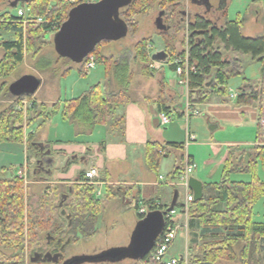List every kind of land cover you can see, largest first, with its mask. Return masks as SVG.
I'll use <instances>...</instances> for the list:
<instances>
[{
  "label": "trees",
  "instance_id": "1",
  "mask_svg": "<svg viewBox=\"0 0 264 264\" xmlns=\"http://www.w3.org/2000/svg\"><path fill=\"white\" fill-rule=\"evenodd\" d=\"M9 1L11 6L14 0ZM80 1L69 0H18L25 10L23 16L9 11L0 14V34L9 33L12 38H1L0 49V78L9 75L19 65L26 52L36 53L43 44V36L51 31H57L66 19L71 7ZM185 0H131L119 11V18L127 26H134L135 16L147 12L157 5L159 15L164 17L165 30L161 35L165 39L164 52L171 61L176 57L187 55L188 64L194 66L189 71L187 82L188 109L193 111L196 104L208 101L212 96H219L222 100L230 97L229 79L242 75L243 70L237 58L231 53L248 55L250 60L257 61L263 67V78L260 82L242 77V84L237 89L235 103L238 105H263L264 85V34L244 36L242 27L244 19L238 16L233 20L225 19L217 25L202 14L195 13L189 17L184 15L182 4ZM37 17H44V21L37 22ZM186 17V18H185ZM177 20L174 21V19ZM160 19V17H159ZM173 27L171 33L168 26ZM186 27L187 51L175 50V43L179 41L181 30ZM185 39V38H184ZM149 38H143L134 46L136 60L143 63V70L149 76L154 74L150 67L152 57L147 51ZM102 42V41H101ZM98 43L86 56L79 68L84 71V65L89 56L105 66L106 78H109L113 65L114 80L120 88L106 89L100 83L91 85L76 98L63 102H54L51 106L45 103L33 102L30 112L35 113L28 118L32 124L38 118L47 122L56 113H60L63 120L81 123L89 127L120 124L116 115L119 105L131 101L126 88L129 83V65L124 59L114 61L99 53ZM238 66L236 67V62ZM235 64V65H234ZM173 65V64H172ZM175 68V66L173 65ZM107 81H109L107 79ZM211 81V82H210ZM210 82L209 85L207 83ZM110 84V82H109ZM6 92L15 101L9 103L0 111V144L5 142L23 143L25 138V116L21 99L29 97L24 94L12 95L8 88ZM19 102V103H18ZM158 104L162 112H168L164 99ZM19 107V108H17ZM182 115V113H180ZM33 134H29L28 141ZM33 142L30 144L32 145ZM182 148V143L176 142H148L145 146V164L153 172H157L160 160L167 155L169 149ZM40 157V154H38ZM258 164L264 170V143H258L248 148L230 146L223 161L221 179L203 183V195L193 200L187 210V264H215L218 261H238L240 264H264V221L253 219V206L264 195V180L257 174ZM248 172V181H233L229 179L232 172ZM183 172V157L166 176V180L177 182ZM5 169H0V264H21L25 257V248L37 251L41 256L46 252H62V257L56 264L62 263L64 248L76 243L79 238H88L96 232V222L103 210L102 200L96 197V185L81 174L76 182L61 186L51 184L46 186V192L37 200L28 203L24 198L23 178L17 175L7 177ZM96 181V179H94ZM175 187V184H174ZM121 186H106L105 199L122 197ZM146 206V213L153 210H164L169 204L158 202L153 197L139 198ZM183 210V204L177 201L174 208ZM137 212V206L134 207ZM62 209L65 214H62ZM67 212V213H66ZM67 214L71 215L69 222ZM139 217L144 215L139 213ZM176 223L172 217H165V224ZM44 242V243H42ZM43 244V245H42ZM44 244L52 248L44 249ZM26 245V247H25ZM39 262H48L39 260ZM115 261H94L89 264H115ZM130 264H164L151 259L147 253L144 257L134 260ZM175 264H184L183 260Z\"/></svg>",
  "mask_w": 264,
  "mask_h": 264
},
{
  "label": "rangeland",
  "instance_id": "2",
  "mask_svg": "<svg viewBox=\"0 0 264 264\" xmlns=\"http://www.w3.org/2000/svg\"><path fill=\"white\" fill-rule=\"evenodd\" d=\"M75 2L76 0H69ZM96 1V0H90ZM206 1V2H205ZM185 0L182 4V11L184 15L189 17L195 13L202 14L211 19L217 25H221L225 19L233 20L240 16L244 19L242 27V34L244 36H255L264 34V0H222V8H219L221 0ZM9 1L0 2V14L5 11H9L12 14H17V9L21 6H9ZM122 9V8H121ZM160 17V19H159ZM67 18V17H66ZM186 18V17H185ZM159 19V20H158ZM134 20L136 24L134 26L128 25V31L126 35L118 40L102 41L99 44V53L111 57L114 61H127L129 65V83L126 88L131 98H138L137 91H164V83L161 82L158 71L163 67L164 77L166 79H173L178 81V76L172 68L167 64L171 62V59L157 60L156 63L151 62L150 67L155 71L152 76L143 70V63L134 59L135 44L143 38H149L147 43V51L151 56L155 51L165 49V39L160 34L162 30L157 26L169 24L164 21V17L159 15V8L157 5L150 8L143 14L135 16ZM177 18L174 19V21ZM160 21V22H159ZM164 23V24H163ZM161 24V25H160ZM173 27L168 26L169 33H171ZM56 31H51L43 36V44L36 53L26 52L23 61L17 65L9 75L4 78H0V111L5 108L9 103L15 101L8 93L6 88L8 85L24 74H33L41 80L40 86L37 91L29 97H24L19 101V105L26 115L25 126V140L23 143H1L0 144V169H5V176L12 177L17 175L19 170L26 173V176H22L24 183V198L28 203L35 195L38 198L46 192V186L51 184H57L55 182V172L57 171L56 165L58 157L53 149L59 138H68L66 128H61V121H64L61 114L58 112L54 114L49 123L42 122V119L38 118L34 123L29 124L28 118L33 117L35 113L30 112L33 107V102L45 103L47 106H51L54 102L77 96L81 91L87 89L89 86L95 83H100L106 87V89L120 88L117 81L114 80L113 65L111 66V72L109 78H106V69L102 62L95 61L93 68L80 72L79 68L81 63L75 62L69 58L61 57L55 50L53 44V37ZM1 37L8 39L12 38L9 33H1ZM185 38V39H184ZM187 31L184 27L179 34V41L175 43V50L181 51L185 49L187 51ZM3 51L0 49V57ZM233 58H237L240 64L246 61L242 75L232 76L229 79L228 85L230 89H236L237 86L242 84V77H252V68L258 64L257 61L250 60L248 55L242 56L240 53H231ZM236 62V67L238 66ZM154 65V66H152ZM242 66V64H241ZM85 69V67H84ZM107 79L109 81H107ZM110 82V84H109ZM182 86V85H181ZM178 91L179 89L176 88ZM165 96V95H164ZM180 97V96H179ZM177 97L176 100L179 103L183 102L184 97ZM140 98V97H139ZM187 98V97H186ZM44 100V101H43ZM188 102V100H187ZM176 104V102H174ZM17 107V108H19ZM175 110H184V106H175ZM199 114L192 115L186 120V117H182L177 112L170 114V120L167 125L158 126L159 131H165L170 129L172 124L179 127L181 136L177 135L179 139L177 141H184L185 144V132L189 128L196 133V140L189 141L192 143L190 147V153L194 156V163L196 167L191 173V176L195 178H205L207 182H214L221 179L223 169V157L226 151V145L220 144V142L231 138L235 131L230 128L225 130L211 129L212 120L209 116L202 111V107H198ZM181 118V119H180ZM66 123H71L65 120ZM70 125V124H69ZM174 129H178L175 127ZM31 131H36L32 136V140L28 141ZM72 134V131H69ZM79 135V133H78ZM81 139H85L82 135H79ZM31 142L32 145L30 144ZM12 150H8V147ZM47 152H44V151ZM176 152H180L179 149H175ZM48 158H43L47 153ZM40 154V157L39 155ZM185 155V154H184ZM82 156L77 157L78 161L82 162ZM175 154L174 151L169 153V156L161 159L159 165V174L165 175L174 163ZM179 164V160L177 163ZM58 166V165H57ZM157 170V171H158ZM258 177L264 180V170L258 164L257 167ZM154 177L156 172L150 171ZM18 176V175H17ZM19 177V176H18ZM251 178V174L248 172H232L229 175V179L233 181H248ZM72 184V183H71ZM165 187V185H164ZM177 191L178 203H184L186 188L177 182L175 187L166 186L165 188ZM166 194H169L167 191ZM103 203V210L100 213L96 222V232L88 238H79L76 243L67 245L63 251L64 264L69 259L74 257L92 256L99 253H103L112 248L124 249L125 253L119 256L114 261L115 264H130L136 257L131 255L130 247L132 243V237L137 223L141 219L135 206L128 205V198L122 200L119 197L111 199H104L102 193L97 195ZM157 200V199H156ZM158 201V200H157ZM137 202V201H136ZM160 202V201H158ZM146 209V206L140 202ZM161 203V202H160ZM170 203V201H169ZM167 202V204H169ZM166 204V203H164ZM176 213L180 210L175 208ZM67 213V212H66ZM181 223L185 221V218H181ZM253 219L256 221H264V195L253 206ZM186 222V221H185ZM186 235L187 229L185 224L178 226L177 235L170 246L168 253L174 254V256H180L186 253ZM188 239V236H187ZM44 243V242H42ZM43 245V244H42ZM53 245L49 247L52 248ZM26 247V245H25ZM44 244V249H49ZM37 251L36 248H25V257L21 264H56L53 262H39L41 260L40 254H34ZM91 260H82L75 264H89ZM215 264H240L238 261H218Z\"/></svg>",
  "mask_w": 264,
  "mask_h": 264
},
{
  "label": "crops",
  "instance_id": "3",
  "mask_svg": "<svg viewBox=\"0 0 264 264\" xmlns=\"http://www.w3.org/2000/svg\"><path fill=\"white\" fill-rule=\"evenodd\" d=\"M157 27L165 30L164 25L163 27ZM159 51L163 50H158L154 53ZM167 59L168 56L164 60ZM243 61L242 69H244L247 64L244 59ZM167 65L174 70L171 62ZM261 68L262 66L258 62V64L252 68V77L248 76L246 78L254 83L260 82L263 78ZM87 70L89 69H84V71ZM158 73L162 80L161 82L164 83V91H159V89H155L154 91H137L136 94L140 98H131L130 102L118 106L116 115L121 120L119 126L112 125L109 122L106 125H97L92 128L81 123H73L71 121V123H66L65 120L61 121L62 125L60 126L61 128H66L65 131L68 134V138H59L53 147L56 152V157H58V166L56 165L57 171L54 175L57 184H60L62 187L68 186L71 183L76 182L79 176L84 174L91 166H95L99 172L94 183L96 185V197H98V194L102 193L105 199L106 186L115 185L121 186V192L126 193L122 197V200L132 198L136 201L137 196L140 199L143 197H153L163 204L167 202L169 203V201L171 202L174 195V189L172 191L171 189L166 190L165 188L166 186L174 187L175 182L171 183L170 181H167L166 176L176 165H178L176 164L177 160L180 162L181 157H183V166L187 159L194 161V156L190 153L192 143L189 141L196 140V133L188 128L185 132V141H187L185 144L184 141H177L181 136V131L179 132V127L181 126L172 124L170 129L168 128L165 129V131H159L158 126H164L160 123V113L162 111L160 110L158 100L161 98L164 99L165 107L168 109V112L166 113H168L169 116L173 112H177L179 115L182 113V117H186V120H188L190 116L198 115V107H202V111L211 118L213 121L212 123L218 125L219 129L225 130L230 128L235 131L231 138L220 142V144L226 145L223 161L227 149L230 146L237 145L241 148H248L258 143H264V126H262L261 123L264 118V85L262 88L263 105L261 108L257 105L251 104H236L235 98L239 87L237 86L236 89L229 88L230 97L227 100H222L219 96L215 95L204 103L196 104V109L193 111L188 109V105L184 106V110L179 111L173 109L175 106L181 107L176 98L179 96L186 98L188 91L187 87L183 85L181 86L177 80H173L172 78L169 80L166 79L164 77L163 67ZM176 88H178L179 91ZM85 90L71 98L78 97ZM174 102H176V104H174ZM49 122L50 121H47L45 124ZM175 127L178 129H174ZM69 131H72L71 135L69 134ZM31 132L34 135L36 131ZM78 133L85 137V139L79 138L80 136ZM177 135H179V137ZM148 142L182 143V148H179L180 152H176L175 148H171L167 155L163 156H169V153L172 151H174L175 154L174 163H172L171 166L172 168L168 170L165 175H162L161 173L159 174L160 170H158L153 177L150 172L151 170L147 168L145 164V146ZM8 150H12L11 146L8 147ZM44 152L47 151L45 150ZM49 154L50 153L48 152L43 158H48ZM79 155H83L82 162L77 159ZM24 174L26 176L25 172ZM160 175L164 176L165 180L160 179ZM198 179L202 182H207L205 181V178ZM176 184L177 183H175V185ZM167 191L169 194H166ZM33 199L37 200L38 195H35ZM176 201H178V195ZM179 210V213H176L175 211L173 218L176 220V224L180 227L181 224H186V215L183 213L182 209ZM181 218H185L183 223H181Z\"/></svg>",
  "mask_w": 264,
  "mask_h": 264
},
{
  "label": "water",
  "instance_id": "4",
  "mask_svg": "<svg viewBox=\"0 0 264 264\" xmlns=\"http://www.w3.org/2000/svg\"><path fill=\"white\" fill-rule=\"evenodd\" d=\"M131 0H84L70 8L67 18L61 23L53 37L56 52L61 57L69 58L81 63L89 55L95 46L101 41L118 40L124 37L128 31L127 24L119 18V11L128 5ZM18 0H14L11 6H16ZM222 0L219 8H222ZM159 20V19H158ZM160 22V21H159ZM161 25V24H160ZM163 27V25H161ZM153 60H164L167 54L163 51L154 53ZM263 71V67L261 68ZM211 82V81H210ZM207 83V85L210 84ZM41 80L33 74H24L8 85L9 92L14 96L33 95L39 88ZM186 105V98L180 106ZM211 129L218 128L216 123L211 124ZM188 186L193 193L194 200L203 195V183L199 179L190 176ZM177 199V191L168 208L147 212L137 223L130 247V253L136 259L144 257L152 249L157 237L162 232L166 215L173 210ZM62 214L65 210L62 209ZM70 222L71 215L67 214ZM125 253L124 249L112 248L103 253L92 256L74 257L64 264H75L82 260L114 261ZM62 257V252H46L41 260L56 263Z\"/></svg>",
  "mask_w": 264,
  "mask_h": 264
},
{
  "label": "built area",
  "instance_id": "5",
  "mask_svg": "<svg viewBox=\"0 0 264 264\" xmlns=\"http://www.w3.org/2000/svg\"><path fill=\"white\" fill-rule=\"evenodd\" d=\"M24 14H25V10L19 7L17 9V15L23 16ZM36 21L37 22L44 21V17H37ZM95 61L96 59L94 56L92 55L89 56L87 62L84 65L85 69H91L95 65ZM156 61L157 60H153V63H156ZM171 64L175 66L174 70L178 76V83L187 87L189 71L194 70V66L188 64L187 55L184 58H181V57L174 58L171 61ZM186 105H188V102ZM169 120H170V116L168 113H165V112L160 113L161 125H166L169 122ZM261 123H262V126H264V118L262 119ZM195 167H196V164L193 161H190L189 159H187L183 166V172L179 180L177 181V182H180V184L185 186L186 188L185 201L183 203V213L186 216H187V210L189 208V205L194 200L193 193L191 192L188 186V179L191 176V173ZM17 175L19 177H22L24 175V172L22 170H19L17 172ZM98 175H99V172H98L97 167L91 166L87 171H85L84 178L90 182L95 183L94 179H96ZM159 178L162 180H165L164 176L160 175ZM171 183H174V182H171ZM128 205L132 207L136 205L139 213L143 215L146 214V209L140 202L137 203L134 199L128 198ZM175 211L176 209L171 210L166 215V217L173 218ZM177 229H178V225L176 223H168L164 225L162 232L159 234L152 249L149 251L151 259L164 263V264H175L178 261L183 260L184 264H187V253L180 255V256H174L168 253L170 246L172 245V243L174 242L176 238Z\"/></svg>",
  "mask_w": 264,
  "mask_h": 264
},
{
  "label": "flooded vegetation",
  "instance_id": "6",
  "mask_svg": "<svg viewBox=\"0 0 264 264\" xmlns=\"http://www.w3.org/2000/svg\"><path fill=\"white\" fill-rule=\"evenodd\" d=\"M205 1V0H204ZM206 2V1H205Z\"/></svg>",
  "mask_w": 264,
  "mask_h": 264
}]
</instances>
